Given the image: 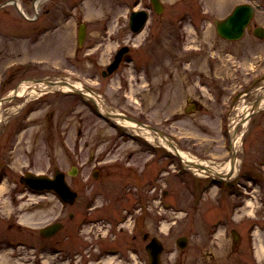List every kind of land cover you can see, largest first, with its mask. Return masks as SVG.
<instances>
[{
	"label": "rangeland",
	"instance_id": "374dc122",
	"mask_svg": "<svg viewBox=\"0 0 264 264\" xmlns=\"http://www.w3.org/2000/svg\"><path fill=\"white\" fill-rule=\"evenodd\" d=\"M35 1L0 0V242L34 243L59 214L51 192L24 189L22 175L52 176L56 168L67 172L78 166V175H67L78 192L71 210L95 192L100 195L96 212L114 217V209L131 205L153 187L149 212H136L137 253H125L121 264H148L146 245L152 237L165 245L163 264H264V164L259 163L264 161V106L247 120L244 116L261 99L264 38L251 30L228 41L215 26V20L248 2L260 5L251 26H264V0H161L159 13L150 0H41L37 8ZM143 7L149 9V21L133 33L130 13ZM82 23L87 34L80 44ZM123 45L131 48L126 60L103 76ZM72 77L102 99L105 112L129 116L141 128L108 122L76 92L17 95L28 80L63 79V84ZM238 116L235 129L242 138L235 158L241 176L236 183L247 180L241 170L256 168L259 175L242 187L248 191L244 196L238 195L240 186L231 196L227 181L213 185L188 169L161 142L166 135L198 160L221 165L230 159ZM95 169L99 177L92 175ZM165 191L168 209L160 205ZM233 201L240 206L232 208ZM180 236L189 237L184 249L176 243ZM119 240L122 246L135 240L129 227ZM6 243L0 244V264H34V250Z\"/></svg>",
	"mask_w": 264,
	"mask_h": 264
},
{
	"label": "flooded vegetation",
	"instance_id": "af4514ba",
	"mask_svg": "<svg viewBox=\"0 0 264 264\" xmlns=\"http://www.w3.org/2000/svg\"><path fill=\"white\" fill-rule=\"evenodd\" d=\"M257 26V24L250 25L248 32L252 30L256 36L255 28ZM86 180L88 182L89 179ZM152 190V187L148 186L147 194L144 197H139L141 214L149 212L148 202L152 201L153 196L150 193ZM52 194L60 204V208L58 209L59 214L57 213L51 224L54 226L51 234H43L42 228L40 236L38 235L36 238L38 240H35L36 242L33 244H29L24 239H21L23 241L17 244L18 248L34 250L36 258L34 264H80L85 260L92 264H121V258L125 253L131 257L135 252L137 253L140 222L136 212L132 213L119 207L112 212L114 217L107 214L105 210L96 212L97 195H89L83 201L80 209L71 210L73 204L60 200L56 193ZM76 206L79 208L80 203H77ZM20 215L16 219L19 228H21ZM127 227L130 228L135 240L125 242L122 246L119 240L120 233ZM143 236L145 240L149 238L147 233Z\"/></svg>",
	"mask_w": 264,
	"mask_h": 264
},
{
	"label": "water",
	"instance_id": "95a60500",
	"mask_svg": "<svg viewBox=\"0 0 264 264\" xmlns=\"http://www.w3.org/2000/svg\"><path fill=\"white\" fill-rule=\"evenodd\" d=\"M155 10L157 12H161L163 10V4L160 0H152ZM254 14V7L251 4H239L235 7L234 11L225 19L216 20V29L217 33L226 38V39H239L243 36L246 25L250 22L252 16ZM147 11L146 10H140V11H133L131 13V21L130 25L132 30L137 31L139 30L146 22L147 20ZM256 33L259 36L264 37V31L261 27L256 29ZM87 34V28L85 24H81L79 26V33H78V42L80 44H83L85 37ZM128 50L127 47H123L120 49L116 55V58L114 62L108 66V71H104L103 74L107 75L108 73L113 72L119 65L121 58L123 54ZM35 82H41V81H47L49 84L57 83L52 81V79L44 78L42 80L40 79H32ZM91 100L94 101L92 97H90ZM259 103V99L255 101V105ZM197 103L193 105V108H196ZM187 111L190 109L187 107ZM252 112H255L253 110ZM107 116H112L109 113H106ZM127 119L133 120L129 116H125ZM251 117V114H249L246 117V120ZM138 124H141V122H137ZM146 126V125H145ZM150 127L151 126H146ZM161 134V133H160ZM163 135V134H162ZM233 148V145L231 143V149ZM235 158V154L232 153V160ZM70 174L74 175L76 174V170L69 171ZM99 174V173H98ZM97 174V176H98ZM96 175V174H95ZM22 182L26 183L28 186L33 187L35 189H56L60 196L69 201L73 202L76 197V192L70 187L68 184L65 173L61 170L57 169L55 176L53 178L44 175V174H33L31 172H28L26 175H23L21 177ZM54 227V226H53ZM52 227V228H53ZM50 227L43 230V232L49 231L52 229ZM188 242V238L186 236H181L177 239V244L180 248L186 247ZM147 251L150 257V264H162L161 261V253L163 251V245L162 242L157 238L153 237L151 241L147 244Z\"/></svg>",
	"mask_w": 264,
	"mask_h": 264
},
{
	"label": "bare ground",
	"instance_id": "6f19581e",
	"mask_svg": "<svg viewBox=\"0 0 264 264\" xmlns=\"http://www.w3.org/2000/svg\"><path fill=\"white\" fill-rule=\"evenodd\" d=\"M40 1L41 0L35 1V8L39 6ZM67 79L69 80V82L58 84L55 86H52L51 84H49L47 81H44V80L41 82H35L33 80H28L20 84L17 95L24 94V95H32L33 97V96L40 95L50 90L61 89V90L67 91V90H77L78 89V90H83L88 95H91L92 97H94L101 111H105L103 109L104 108L103 101L99 96H97L93 92H89L87 88L84 86V84L79 82V80H76L74 78H67ZM259 97L261 98L260 103L257 105H253V107L251 106L250 108L245 109L244 116H247L250 111L257 110L261 108L262 106H264V86L261 87V93ZM3 113L4 111H3V108L0 102V123L2 122L4 118ZM107 113H110V112H107ZM116 115L117 116H114V119L118 123L123 124L125 126L132 127V128H135V126L136 127L138 126L141 128V125H138L135 122L127 118L121 117L120 116L121 113L117 112ZM239 119L240 118L238 116L233 120L232 129H231L232 130L231 139L233 142V152L236 151V148L238 147L239 143H241V138H242V134H239V133L237 134L236 129H235V126L237 122L239 121ZM144 129L146 128L144 127ZM146 134H148V138L152 142L157 143V141H155L156 139L154 140L153 135L149 134L147 131H146ZM161 142L162 144L168 145L169 148L172 149L174 152L178 153L180 157L182 158L183 162L185 163V165H187V167H189L190 169L197 171L198 174L200 175L225 177L227 179H230V178L237 176V174L239 173V170L237 169L239 160L237 158H234L233 160L229 159L228 161H226L225 163H222L221 165L213 166L212 165L213 162L205 161V160H198L196 157L190 155L183 149L179 148L176 143L174 144L173 141H171L170 139H167L163 135L161 136ZM172 146H177L178 150L173 149ZM230 173H232L231 177L229 176Z\"/></svg>",
	"mask_w": 264,
	"mask_h": 264
}]
</instances>
